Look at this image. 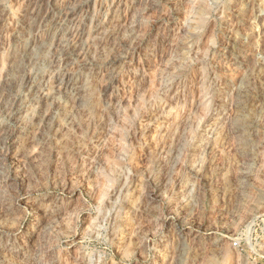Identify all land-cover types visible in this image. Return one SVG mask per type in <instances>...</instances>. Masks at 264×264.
<instances>
[{
	"label": "rangeland",
	"instance_id": "obj_1",
	"mask_svg": "<svg viewBox=\"0 0 264 264\" xmlns=\"http://www.w3.org/2000/svg\"><path fill=\"white\" fill-rule=\"evenodd\" d=\"M0 264H264V0H0Z\"/></svg>",
	"mask_w": 264,
	"mask_h": 264
},
{
	"label": "bare ground",
	"instance_id": "obj_2",
	"mask_svg": "<svg viewBox=\"0 0 264 264\" xmlns=\"http://www.w3.org/2000/svg\"><path fill=\"white\" fill-rule=\"evenodd\" d=\"M64 25L65 24L63 23L61 17H59V16H56L52 20V22L49 24V27H50L51 31L53 32V36H59L60 41H63L64 32L66 31V27ZM241 41H240V43H243L244 45H247L248 47L249 46H252L251 48L255 47V42L253 40V34L252 33L245 34ZM26 49H30V48L27 47ZM185 54H187V52ZM53 57H54L53 53L52 54L51 53L45 54L43 56V59L41 60V63H39L37 65V67L35 68L34 74L29 79V81H28L29 83L27 85V89H28L27 94L31 93L32 98H36V99L41 98L40 94L41 93L43 94V92H42V90H43L42 79H43L44 73H45L44 65L46 64V62L51 61L53 59ZM205 71H207V70H205ZM205 71L202 69L203 73H207ZM57 82L58 83L56 86L55 93H53L51 95L46 93L47 96L49 97L50 101L45 104L46 106L43 109V111L40 113L39 118H37L38 119L37 121H38V124H41L42 126H46V128H48L50 131H51V128L56 130V127L58 126L56 131L61 132V130L66 129L64 121L66 122L68 119H71V116H72L71 111H70V109H68V107L70 105H76L77 103L83 101L82 100V97H83L82 91H84L85 85H84V83H81L78 81V78L76 75L64 76L62 74H60V75L58 74ZM18 96L22 98L24 96V93L21 92ZM44 96H43V98H46V96L45 97ZM46 100H47V98H46ZM23 107H24V105L18 104V106L14 110L13 114L18 115L19 113H21L24 109ZM61 121H63V122L59 123ZM252 132H253L252 130L247 128L243 132H239V135L245 139H249L251 137V135H253ZM182 248H183V246H182Z\"/></svg>",
	"mask_w": 264,
	"mask_h": 264
}]
</instances>
